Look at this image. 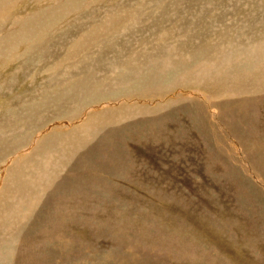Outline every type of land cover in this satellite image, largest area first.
Masks as SVG:
<instances>
[{"label":"rangeland","instance_id":"rangeland-1","mask_svg":"<svg viewBox=\"0 0 264 264\" xmlns=\"http://www.w3.org/2000/svg\"><path fill=\"white\" fill-rule=\"evenodd\" d=\"M3 1L0 37L49 23L73 57L52 69L58 56L27 58L18 43L1 53L0 218L15 234L1 264H264V73L234 74L264 58L243 53L206 75L199 44L248 42L264 31V0ZM88 18L95 41L72 52ZM190 22L207 30L188 34ZM19 180L35 189L16 193Z\"/></svg>","mask_w":264,"mask_h":264},{"label":"bare ground","instance_id":"bare-ground-1","mask_svg":"<svg viewBox=\"0 0 264 264\" xmlns=\"http://www.w3.org/2000/svg\"><path fill=\"white\" fill-rule=\"evenodd\" d=\"M12 1V0H11ZM97 1V0H96ZM90 2V1H89ZM94 2V1H93ZM85 3V2H84ZM258 3H260V2H256V4H258ZM62 4V3H61ZM94 4H95V2H94ZM3 5H4V7L5 8H8L9 6H10V3H9V1H3ZM13 5V4H12ZM11 5V6H12ZM77 5V4H76ZM87 5V4H86ZM85 5V6H86ZM263 5V4H262ZM7 6V7H6ZM16 6V5H15ZM259 6H261V5H259ZM257 7V6H256ZM60 9V8H59ZM68 9V8H67ZM81 9V8H80ZM92 9H93V6H92ZM11 10V9H10ZM124 10V9H123ZM260 10V9H259ZM116 11H117V9H116ZM256 11V10H255ZM122 12V11H121ZM134 12V11H133ZM87 13V12H86ZM81 15V14H80ZM122 15V14H121ZM128 15V14H127ZM133 16H135L134 14H132ZM131 15V16H132ZM127 17V16H126ZM252 17H254V16H252ZM29 18V17H28ZM28 18H26L25 20H27ZM79 18V17H78ZM118 18H122V17H120V16H118ZM124 18V17H123ZM77 19V18H76ZM132 19V18H131ZM133 19H134V17H133ZM259 19V18H258ZM79 19H77V21H78ZM82 20V19H81ZM84 20V19H83ZM118 20V19H117ZM77 21H75V23L77 22ZM85 21V20H84ZM261 22V21H260ZM254 23H255V21H254ZM256 24H257V22H256ZM259 24H262V23H259ZM77 25H79V26H83V27H87V35L86 34H83L82 36H81V38H79V37H76V36H74V37H72V39L71 40H69V42L70 41H74V43H76L77 44V46H76V48L75 49H70V50H73L72 52H74L75 51V53H84V49L85 50H87V49H89L90 48V46L92 45V44H90V43H93L94 41H95V34H94V32L95 31H98V29H96L97 28V26H96V23H95V21H90L89 20V18L87 19V21L85 22V23H78V24H76L75 25V27H77ZM123 25V24H122ZM255 25V24H254ZM22 26H23V29L21 28V29H19L18 30V32L17 33H15V34H12V35H10V36H7V37H5V36H3V37H0V56L2 55L1 53H3V54H8V53H10V51L12 50V48H13V46H15V44L16 43H18L19 45H22L23 47H24V49H25V54H26V57L27 58H31V59H37L39 56H41V55H43V56H45L44 58H43V61H47V60H51V59H53L54 57L53 56H58L57 58H55V60H53V61H51L50 63H48V66L49 67H51L52 69H54L53 68V66L55 65V63L57 64V68H55V69H60L61 68V62H58V61H56V60H67L68 58H70V57H73V56H71V55H69V54H66V53H64V48H66V47H64L62 44L60 45V43L61 42H59V44H58V42H56L55 40L56 39H59V40H65V39H63L62 37L64 36V35H61L62 37H59V38H56L54 35H52V34H44L43 32H44V29H46L47 27H50L51 25L48 23L47 25H41L39 22H37V23H29V22H23L22 23ZM191 26H194V27H196L197 29L198 28H202V29H206L207 28V25L205 24V23H203V22H190V23H187V24H185L184 25V27L185 28H187L186 30H187V32H188V34H191V31H193L194 32V30L193 29H195V28H191ZM256 26H258V25H255V27ZM72 27V26H71ZM254 27V28H255ZM261 27V26H260ZM44 28V29H43ZM252 28H253V26H252ZM259 29V28H258ZM258 29H257V31H258ZM261 29V28H260ZM263 29V28H262ZM196 30V29H195ZM207 30V29H206ZM175 32V31H174ZM209 31H204L203 33H199L198 35H201V34H207ZM59 33V32H58ZM167 33V32H166ZM253 33H254V36L253 37H251L250 38V40L247 42V41H243L242 40V42L240 43V44H238V45H240V46H237V47H233L232 45H229V47H219V45L217 44V45H214L213 44V46L211 47V46H206V41L207 40H209V39H211L209 36H210V33H209V36L207 35L206 37H201L200 39H199V44H200V51H201V53L204 55V60H202L201 61V69L204 71V73L206 74V75H211V73L213 72V70L215 69V70H217V66L218 65H220L221 67H222V64L223 63H231L232 64V62H233V60L237 57V56H240L241 54H243V53H245V55H248V56H250V55H252V57H260V58H264V31H262V32H255L254 30H253ZM178 34H180V33H178ZM186 35V34H185ZM67 36V35H66ZM169 36H171V35H169ZM205 36V35H204ZM163 37V36H162ZM184 37H186V39L185 40H187V38H190L191 37V35H186V36H184ZM198 37V36H197ZM68 40V39H67ZM67 40H65V42L67 41ZM185 40H180V46H182V43H185ZM212 41H213V38L211 39ZM233 41H234V39H233ZM240 41V40H239ZM68 42V41H67ZM182 42V43H181ZM211 42V41H210ZM116 42H114V44H115ZM233 43V42H232ZM71 44V43H70ZM110 44V43H109ZM108 44V45H109ZM113 44V43H112ZM231 44V43H230ZM235 44H237V43H235ZM66 45H67V43H66ZM72 45V44H71ZM95 45V44H94ZM210 45H211V43H210ZM36 46H39V47H36ZM64 47V48H62L63 49V53L61 52V47ZM75 46V45H74ZM74 46H71V47H74ZM104 46V45H103ZM103 46H102V48H103ZM179 46V47H180ZM108 47V46H107ZM115 47V46H114ZM239 47H242V48H240L239 49ZM7 48H9L8 50H6ZM68 49H69V47H67ZM112 48V47H111ZM235 48H238V50H234ZM107 49H109V48H107ZM179 49V48H178ZM95 48H93L90 52H95ZM112 50V49H111ZM111 50H110V52H111ZM66 51H67V49H66ZM114 51V50H113ZM24 52V51H23ZM89 52V53H90ZM97 52V51H96ZM108 52V51H107ZM50 53H54L53 55H50ZM62 53V54H61ZM70 54H72L73 55V53H70ZM87 54H88V52H87ZM87 54H85V55H87ZM93 53H91V54H89V55H92ZM104 55H106L107 56V54H105V53H103ZM78 55V54H77ZM77 55H76V57H77ZM84 54H83V56H85ZM95 55V54H94ZM102 55V54H101ZM101 55L100 56H98V57H101ZM244 55V54H243ZM88 56V55H87ZM97 56V55H96ZM106 56H105V59H106ZM114 56V55H113ZM242 56V55H241ZM75 57V56H74ZM75 57V58H76ZM79 57V56H78ZM93 57H95V56H93ZM112 58V57H111ZM115 58H117L116 56H115ZM243 58V57H242ZM246 58V57H245ZM254 58V59H255ZM260 58H258V59H260ZM72 59V58H71ZM79 59V58H78ZM93 59V58H92ZM91 59V60H92ZM101 58H99V60H100ZM110 59V58H109ZM108 59V57H107V60H109ZM173 60L175 59V58H172ZM241 59V58H240ZM95 60V59H94ZM93 60V61H94ZM107 60H105V61H107ZM119 60V59H118ZM28 61H29V59H28ZM74 61V60H73ZM90 61V60H89ZM101 61V60H100ZM169 61V60H168ZM249 61V60H248ZM72 62V61H71ZM247 62V61H246ZM25 63V62H24ZM63 63V62H62ZM93 63V62H92ZM95 63V62H94ZM93 63V64H94ZM248 63V64H247ZM247 63H245V65H243L242 67H239L237 70H236V72H234V74H235V76L238 78V76L240 77V79H247V78H255V77H258V76H261L263 73H264V61H259V60H255V61H249V62H247ZM33 64V63H32ZM107 64V63H106ZM230 64V65H231ZM26 65V64H25ZM28 65V64H27ZM43 65V64H42ZM82 65H85L86 66V61H83V62H81V63H79V62H76V63H71V65H69V68H75V67H77V66H82ZM92 65V64H91ZM121 65V64H120ZM62 66H64V65H62ZM97 66H99V65H97ZM106 66H108V65H106ZM122 66H123V64H122ZM32 67V66H31ZM56 67V66H55ZM121 67V66H120ZM224 67V66H223ZM225 67H226V65H225ZM124 68V67H123ZM227 68V67H226ZM98 69V68H97ZM45 70V69H44ZM55 71V70H54ZM31 72V71H30ZM47 72H48V70H47ZM92 72V71H91ZM94 72V71H93ZM92 72V73H93ZM119 72H122L121 70L119 71ZM223 72H224V70H223ZM228 72V71H227ZM45 73V72H44ZM194 73H197V71L195 70L194 71ZM222 73V72H221ZM220 73V74H221ZM230 73V72H229ZM228 73V74H229ZM20 74V73H19ZM41 74H43L42 72H41ZM87 74V73H86ZM224 74H225V72H224ZM47 75V74H46ZM246 75V76H245ZM87 76V75H86ZM107 77V76H106ZM222 77V76H221ZM235 77V78H236ZM43 78V77H42ZM53 78V77H52ZM99 79V80H98ZM106 79V78H105ZM104 79V80H105ZM111 79V78H110ZM94 80L96 81V82H100V78H94ZM107 80V79H106ZM254 80V79H253ZM261 80V83H262V80L263 79H260ZM59 81V80H58ZM80 81L82 82V83H84V81H83V79L81 78L80 79ZM245 81H247V80H245ZM256 81V80H255ZM48 82V81H47ZM240 82L242 83L243 81L242 80H240ZM249 82H251V80L249 81ZM58 82H54V84H57ZM253 83H259V82H252V84ZM261 83H259V85H257L256 86V90H257V92L259 91V90H262V85H260ZM222 85V84H221ZM246 85V84H245ZM255 85V84H254ZM223 86V85H222ZM46 87H47V85H46ZM48 88V87H47ZM237 88V87H236ZM246 88V87H245ZM252 88V87H251ZM253 89H255V88H253ZM244 90V89H243ZM252 90V89H251ZM245 91H246V89H245ZM263 91V90H262ZM251 92V91H250ZM232 93V92H231ZM243 93H244V91H243ZM261 94V93H260ZM264 95V94H263ZM244 96V95H243ZM242 96V97H243ZM260 96V95H259ZM254 97H255V95H254ZM261 97V96H260ZM22 98V97H21ZM261 98H263V96L261 97ZM240 99H242V98H240ZM256 99V98H255ZM254 99V100H255ZM20 100V99H19ZM33 100H35V99H33ZM39 100V99H38ZM41 100V99H40ZM39 100V101H40ZM253 100V101H254ZM23 101V100H22ZM25 101V100H24ZM46 101V100H45ZM263 101V100H262ZM26 102H27V100H26ZM30 102V101H29ZM42 102V101H41ZM48 102H50V101H48ZM47 103V102H46ZM69 102H68V100L66 99L65 101L64 100H62V105H69L68 104ZM253 103H255V102H253ZM23 104H25V103H23ZM40 104V103H39ZM12 105V104H11ZM72 106V105H71ZM40 107V106H39ZM40 109V108H39ZM257 109V108H256ZM19 110H20V108H19ZM151 110V109H150ZM159 110V109H158ZM260 111V110H259ZM57 112H59V111H57ZM148 112H150L149 110H148ZM33 114L34 113H36V114H38L37 112H32ZM51 113V112H50ZM60 113V112H59ZM153 113H154V110H153ZM15 114V113H14ZM40 114V113H39ZM41 114H43V113H41ZM7 115H9V114H7ZM11 115H13V114H11ZM30 115H32V114H30ZM45 115V114H44ZM10 116V115H9ZM59 116V115H58ZM72 117H75V116H77V115H71ZM82 117H84V116H82ZM86 117V116H85ZM7 118V117H6ZM30 119H32L31 117H29ZM34 118V117H33ZM58 118V117H57ZM87 118H88V116H87ZM87 118H85V119H87ZM98 118V117H97ZM18 119V118H17ZM35 119V118H34ZM83 119V118H82ZM94 119V121L96 122L97 120H95V118H93ZM99 120V119H98ZM25 121V120H24ZM94 121H92L93 123H94ZM16 122H18L19 123V121H17L16 120ZM27 122H29V121H27ZM40 122V121H39ZM47 122V121H46ZM99 123V122H98ZM35 124V123H34ZM37 124V123H36ZM46 124V123H45ZM69 124V123H68ZM101 124V123H100ZM17 125V124H16ZM21 125V124H20ZM23 126L24 125H26L25 126V128L27 127V125L28 124H22ZM52 123H50V127H52V126H54V124L52 125ZM18 126V128H20V126L19 125H17ZM16 126V127H17ZM29 126V125H28ZM42 125H40V127H41ZM91 126V125H90ZM95 126V125H94ZM15 127V126H14ZM44 127V126H43ZM46 127V126H45ZM45 127H44V129H45ZM48 127V126H47ZM59 127V126H58ZM5 128V127H4ZM11 128V127H10ZM9 128V129H10ZM24 128V129H25ZM30 128V127H29ZM53 128V127H52ZM57 128V127H56ZM55 128V130H57ZM17 129V128H16ZM31 129V128H30ZM41 129V128H40ZM62 129V128H61ZM11 130V129H10ZM23 129H20V131H22ZM38 130V129H37ZM51 130V129H50ZM64 130V129H63ZM73 130V129H72ZM77 130V129H76ZM15 131V130H14ZM13 131V132H14ZM26 131H27V128H26ZM42 131V130H41ZM46 131V130H45ZM53 131H54V129H53ZM78 131V130H77ZM17 132V131H16ZM15 132V133H16ZM47 132V131H46ZM50 131H48V133H49ZM57 132H60V131H57ZM65 132V131H64ZM17 133H19V131L17 132ZM27 133H28V131H27ZM34 133V132H33ZM39 133H41V132H39ZM38 133V134H39ZM51 133H52V131H51ZM42 134V133H41ZM71 134V133H70ZM35 135V134H34ZM48 135H50V133L48 134ZM48 135L46 134V137H48ZM61 135V134H60ZM63 135V134H62ZM17 136H19V135H17ZM24 136V135H23ZM42 136V135H41ZM45 136V135H44ZM66 136V135H65ZM39 138V137H38ZM37 138V139H38ZM40 138H42V137H40ZM52 138H54L53 136H52ZM61 139V138H60ZM85 139V138H84ZM65 140V139H64ZM63 140V141H64ZM43 141V140H42ZM41 141V142H42ZM75 141V140H74ZM90 141V140H89ZM55 142V144H56V141H54ZM72 142H73V139H72ZM28 143V141H24V143L23 144H27ZM74 143V142H73ZM77 143H78V140H77ZM75 144V143H74ZM86 144V143H85ZM57 145V144H56ZM63 145H65V144H63ZM75 145H77V144H75ZM59 146H61V145H59ZM67 146V145H66ZM39 147H40V143L37 145V149H39ZM66 148V147H65ZM64 148V149H65ZM74 148V147H73ZM68 149H70V148H68ZM67 149V150H68ZM2 152V151H1ZM69 152V151H68ZM2 157H4V156H2ZM1 157V158H2ZM73 157V156H72ZM4 160V159H3ZM50 160H52L53 161V159H50ZM71 160V159H70ZM2 162H4V161H2ZM0 163H1V160H0ZM47 165H50V163H48V162H43L42 164H39V166H40V171L39 172H41V174H42V176H45L46 175V167H47ZM4 170V169H3ZM5 174V173H4ZM6 179V178H5ZM2 180V179H1ZM40 180V182H43L45 179H39ZM29 184V182H27V181H25V180H19L17 183H14V187L17 189V191H16V193L17 192H21V193H23L24 191H27L28 189H30V190H33V189H35V188H29V186L30 185H28ZM36 185V184H35ZM13 186V185H12ZM33 186V185H32ZM37 186V185H36ZM39 187V186H38ZM37 187V188H38ZM39 189H41V187L39 188ZM34 191H36V190H34ZM28 192V191H27ZM1 194V193H0ZM27 194V193H26ZM38 194V193H37ZM36 194V195H37ZM39 195V194H38ZM29 196V195H28ZM26 197V196H25ZM30 197V196H29ZM27 198V197H26ZM0 200H1V195H0ZM64 201V200H63ZM5 202V201H4ZM11 202V201H10ZM1 203V202H0ZM8 204V202L5 204V205H7ZM11 204V203H10ZM20 206H22L23 207V211L22 212H20L19 213V216H21V217H24L25 216V214H26V211H27V204L26 203H19V204H17V208L18 209H20ZM32 210V209H31ZM22 213V214H21ZM1 214V213H0ZM2 215V214H1ZM72 215V214H71ZM7 216H10L8 213H7ZM33 216V215H32ZM8 219H11V217L10 218H8ZM44 219V218H43ZM45 220V219H44ZM18 223V222H17ZM1 224H6L5 222H4V220H2L1 218H0V226H1ZM13 226V225H12ZM12 236V233H6L4 230H3V228H2V226H1V230H0V264L1 263H3L4 262V260H1V259H4V257L6 256V254L8 253V251H9V244H10V242H11V240L14 238V236H15V234H14V236L10 239V237ZM21 236V235H20ZM10 239V240H9ZM20 242V241H19ZM6 244H7V247H6ZM20 244V243H19ZM27 246V245H26ZM12 253V252H11ZM188 254V253H187ZM8 256V255H7Z\"/></svg>","mask_w":264,"mask_h":264}]
</instances>
